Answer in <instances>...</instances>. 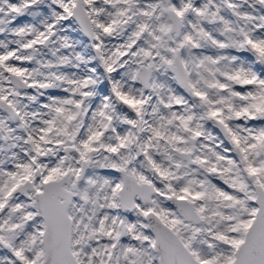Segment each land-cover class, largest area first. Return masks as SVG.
Listing matches in <instances>:
<instances>
[{"label": "snow or ice", "instance_id": "1", "mask_svg": "<svg viewBox=\"0 0 264 264\" xmlns=\"http://www.w3.org/2000/svg\"><path fill=\"white\" fill-rule=\"evenodd\" d=\"M0 264H264V0H0Z\"/></svg>", "mask_w": 264, "mask_h": 264}]
</instances>
